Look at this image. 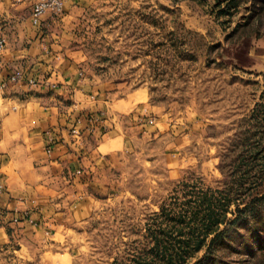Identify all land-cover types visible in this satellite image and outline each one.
I'll list each match as a JSON object with an SVG mask.
<instances>
[{
	"label": "rangeland",
	"instance_id": "1",
	"mask_svg": "<svg viewBox=\"0 0 264 264\" xmlns=\"http://www.w3.org/2000/svg\"><path fill=\"white\" fill-rule=\"evenodd\" d=\"M46 18L84 85L123 114L128 140L101 191L46 194L36 225H6L0 264H165L157 240L203 223L201 198L220 196L236 165L240 148H229L264 143L253 117L264 106V0H69ZM246 185L241 207L253 213L232 203L214 253L184 264H264V178Z\"/></svg>",
	"mask_w": 264,
	"mask_h": 264
},
{
	"label": "crops",
	"instance_id": "2",
	"mask_svg": "<svg viewBox=\"0 0 264 264\" xmlns=\"http://www.w3.org/2000/svg\"><path fill=\"white\" fill-rule=\"evenodd\" d=\"M34 2L0 0L7 39L0 82L17 68L24 71L0 102V233L6 225L38 221L32 209L46 194L101 191L128 140L123 114L84 85L60 51L53 26L44 29L48 17L33 25ZM142 110L131 116L134 124L149 116L147 107ZM76 126L81 135L72 133Z\"/></svg>",
	"mask_w": 264,
	"mask_h": 264
},
{
	"label": "trees",
	"instance_id": "3",
	"mask_svg": "<svg viewBox=\"0 0 264 264\" xmlns=\"http://www.w3.org/2000/svg\"><path fill=\"white\" fill-rule=\"evenodd\" d=\"M262 107L264 106L258 104L255 110L257 113L253 115L258 121L259 135H264V109H261ZM261 114L263 118L260 117ZM249 140L252 139L244 140L240 143V147L234 144L229 148L228 153L230 154L236 151V148L240 150L232 171L225 172L223 168L226 178L222 183V189L216 190L220 196L215 197V194L208 196L206 193L201 198L199 206L203 209V223L198 228L190 230L185 239H170L166 242L157 240L156 245L159 252L168 258L165 264H184L187 259L205 247H207L206 255L213 254L215 245L222 235V232H219L220 227L227 223V213L232 203L236 204V211L242 218L246 219L253 213V207L248 204L241 207V204L244 202L243 196L248 192L246 184L253 178H264V143L261 140L255 142ZM236 221L237 219H234L231 223ZM214 233H216L215 237L207 243L209 235Z\"/></svg>",
	"mask_w": 264,
	"mask_h": 264
},
{
	"label": "built area",
	"instance_id": "4",
	"mask_svg": "<svg viewBox=\"0 0 264 264\" xmlns=\"http://www.w3.org/2000/svg\"><path fill=\"white\" fill-rule=\"evenodd\" d=\"M65 3L66 0H35L32 11H31V22L33 25L39 26L43 23V20L47 14H50L51 16H59L63 14L65 10ZM7 45V39L4 34V22L0 20V72L3 68V60L2 55L6 49ZM24 77V71L20 68H17L11 73L7 79L0 82V97L4 95L5 88L10 83H18L23 79ZM30 83L35 84L36 82L33 79L29 80ZM150 122H153V119H150ZM72 133L74 135H81V131L79 127H74L72 129ZM48 152L51 153V148L48 149ZM3 188L2 183H0V189ZM31 223L34 221L32 219H29ZM17 221V219H15ZM36 225L37 222H34Z\"/></svg>",
	"mask_w": 264,
	"mask_h": 264
}]
</instances>
